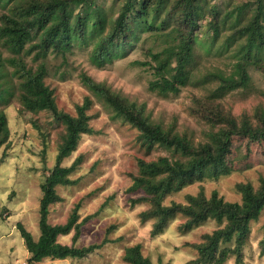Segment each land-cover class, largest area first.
Masks as SVG:
<instances>
[{"label": "rangeland", "instance_id": "374dc122", "mask_svg": "<svg viewBox=\"0 0 264 264\" xmlns=\"http://www.w3.org/2000/svg\"><path fill=\"white\" fill-rule=\"evenodd\" d=\"M5 1L0 0V16L16 3L13 1L6 6ZM95 1L109 14L110 22L114 21L124 2ZM201 4L202 13L196 17L194 29L197 62L193 66L192 79L195 81L215 68L229 70L240 57V45L245 42L240 37L225 49L224 41L232 29L228 24L225 32L214 38L211 28L214 11L220 12L218 20L229 11H233L232 20L240 14L239 25L242 27L253 20L258 7L256 0H201ZM238 8L242 9L241 12ZM182 12L178 0H166L157 13L152 11V30L140 32L121 56L101 66L92 60L95 43L91 38L85 42L76 40L65 54L50 52L45 59L48 68L45 82L53 89L58 108L75 115L77 105L89 96L92 104L88 114L93 129L92 133L82 135L77 149L62 163L70 166L78 157L82 158L71 174L76 182L57 186L60 200L50 206L49 222H66L79 204L83 226L76 246L102 245L84 258L47 257L37 264H130L124 258L125 251L139 243L143 254L154 264H197L199 252L195 244L220 226L210 219L187 230L181 227L187 216L178 214L167 223L163 232L152 234L155 219L143 220L141 217V212L152 205L145 200L136 202V198L146 196V193L134 190L132 185L140 173L141 159L155 160L172 155V151L161 145L148 149L141 131L94 93L81 76L87 73L95 81L104 83L114 93L138 107L142 106L152 122L167 129L174 126L176 132L187 135L196 145L210 141L208 132L218 129L204 117L206 102L218 105L223 112L234 116L247 115L252 123L259 124L257 113L264 112V71L256 64L249 67L252 77L249 88L233 90L217 99H208L217 82L200 86L189 83L181 87L178 94L168 96L150 89L151 82L158 79L153 54L176 47L186 32L179 30L184 28L178 22ZM167 21H170L168 26ZM0 49L4 56L14 55L1 45ZM25 61L34 68L40 63L33 59V55L26 56ZM138 61L145 64H138ZM8 69L13 70L12 67ZM13 83L18 87L19 79L14 77ZM0 112L6 114L10 129L9 138L0 143V264H23L29 261L31 254L17 224L22 222L35 239L39 238L41 184L56 164L65 126L48 110L24 109L18 89L0 100ZM226 163L228 173L187 184L166 196L164 204L174 201L188 203L190 196L202 192L208 197L218 192L225 200L241 201L238 184L251 183L258 188L264 181V139L235 137ZM263 234L264 210L251 223L242 264H264L259 246ZM73 235L74 232L61 235L58 240L72 244ZM225 264H237L235 257L231 256Z\"/></svg>", "mask_w": 264, "mask_h": 264}, {"label": "trees", "instance_id": "16d2710c", "mask_svg": "<svg viewBox=\"0 0 264 264\" xmlns=\"http://www.w3.org/2000/svg\"><path fill=\"white\" fill-rule=\"evenodd\" d=\"M13 1L16 3L10 5L8 11L0 16V45L14 54L4 56L0 49V100L6 95H13L18 89L24 109L35 112L48 110L65 126L56 164L41 184V234L35 239L22 222L17 227L31 254V262L42 261L47 257L84 258L100 248L102 243L76 246L83 226L79 204L64 223H50L49 212L50 206L60 200L57 186L76 182L71 174L78 168L82 158L78 157L70 166L62 163L77 149L82 135L93 132L91 115L88 114L92 100L89 96L85 97L77 105L75 115L59 109L53 89L45 82L48 72L45 59L50 52L65 54L74 41L85 42L89 38L95 43L92 60L97 65L101 66L118 58L138 38L140 32L152 30V11L157 13L166 0H124L112 22L108 18L109 14L101 10L95 0H6L5 5ZM256 1L258 7L255 17L242 27L239 25L240 14L232 20L230 17L233 11H229L218 20L220 12L214 11V19L211 21L214 38L225 32V27L230 24L232 32L227 35L223 47L230 48L231 43L240 37L245 42L240 45V57L229 70L215 68L195 81L192 79L193 66L197 62L194 29L197 26L196 17L202 13V4L201 0H178L183 11L178 22L184 25L179 30L186 32L182 34L176 47L153 54L157 62L158 79L151 82L150 89L168 96L170 93L178 94L181 87L189 83L200 86L217 82L218 85L208 97L210 100L223 97L233 90L249 88L252 83L250 64H256L264 71V0ZM154 4L157 6L154 7ZM241 10L238 8V12ZM169 24L170 21H167V26ZM29 55H33L35 61H40L36 68L28 66L25 61V57ZM137 63L145 64L139 61ZM8 67L13 70L9 71ZM81 76L94 93L141 131L148 149L161 145L172 151V155L160 156L155 160L141 159L140 173L134 178L132 185L134 190L146 193V196L136 198L135 201L145 200L152 205L141 212L143 220L155 219L152 234L163 232L167 223L178 214L187 216V221L181 226L187 230L214 219L220 226L205 234L202 242L195 244L199 252L197 264H225L231 256L235 257L237 264H242L243 248L251 232V223L264 210V181L258 188L251 183L238 184L241 201L225 200L218 192L210 197L204 192L190 196L188 203L174 201L164 204V199L187 184L228 173L226 158L231 153L235 137L264 139V112L257 113L260 123L254 124L247 115L234 116L223 112L218 105L206 102L203 105L206 108L204 117L212 127L218 129L208 132L210 141L196 145L187 135L176 132L174 126L167 129L152 122L142 106L138 107L136 103L114 93L104 83L95 81L87 73H82ZM14 77L19 79L18 87L13 83ZM9 136L7 116L0 112V143ZM71 232H74L72 244H64L58 240L59 236ZM259 246L261 255H264V234ZM124 258L130 264H154L143 254L140 243L128 247Z\"/></svg>", "mask_w": 264, "mask_h": 264}, {"label": "built area", "instance_id": "2783aa9c", "mask_svg": "<svg viewBox=\"0 0 264 264\" xmlns=\"http://www.w3.org/2000/svg\"><path fill=\"white\" fill-rule=\"evenodd\" d=\"M23 264H37L36 262L25 261Z\"/></svg>", "mask_w": 264, "mask_h": 264}]
</instances>
